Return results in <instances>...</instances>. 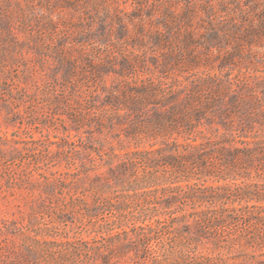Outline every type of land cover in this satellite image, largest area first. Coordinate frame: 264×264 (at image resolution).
Returning a JSON list of instances; mask_svg holds the SVG:
<instances>
[{
    "label": "trees",
    "instance_id": "trees-1",
    "mask_svg": "<svg viewBox=\"0 0 264 264\" xmlns=\"http://www.w3.org/2000/svg\"><path fill=\"white\" fill-rule=\"evenodd\" d=\"M64 1L72 20L78 13V25L64 18L57 26L48 13L46 26L36 30L23 21L20 39L10 18L2 28L23 75L41 74L51 114L65 116L78 136L65 135L59 144L69 158L61 195L70 193L61 198V215L83 211L92 218L103 210L100 201L71 193L70 185L139 204L102 223L94 244L66 228L59 232L39 217L59 180L45 174H53L51 167L28 161L32 170L19 179L38 193L20 218L0 217V264L61 263V257L68 264L75 258L81 264L221 260L219 253L198 251L202 239L215 248L224 244L231 257L234 244L249 246L239 264H264V0ZM14 84L21 100L10 89L8 100H0V109L15 117L10 122L24 118L14 108L30 106L27 88ZM80 131L111 135L116 145L83 142ZM12 142L7 159L0 149L4 162L43 153L29 147H40L38 141ZM33 171L42 179L33 180ZM106 202L125 210L119 201Z\"/></svg>",
    "mask_w": 264,
    "mask_h": 264
},
{
    "label": "rangeland",
    "instance_id": "rangeland-1",
    "mask_svg": "<svg viewBox=\"0 0 264 264\" xmlns=\"http://www.w3.org/2000/svg\"><path fill=\"white\" fill-rule=\"evenodd\" d=\"M9 11L12 12L11 15L8 14ZM48 13H51L55 20H59L57 26L61 25V22L65 20L64 18H66V21L69 22V24L78 25L79 23L77 20L78 13H76L72 20L71 9L66 6L64 0H0V100H8V89L12 90V95L16 100H21L23 92H17L15 90V82L20 83L21 86L27 88L26 100H29L28 105L30 104L29 107H25L26 105L21 104L13 109V111L19 110L21 112L24 116L23 121L22 118L18 116L15 121L10 122L11 119L15 118L12 113H9V110L6 108L0 109V149L5 152V158L7 159L9 157L7 152L15 145L12 142V139H18L21 137L32 141H38L40 147H36L37 145L35 144H32L29 147H35L36 149L43 151L42 154H34L21 161L16 159L13 162H4V158H0V217L10 218L11 216H16L17 218H20L22 216V211L27 208L30 200L34 199V196L37 195V186L34 189L29 190L27 189L29 185L22 183L19 178L25 171L32 170V165H27L28 161L38 160L40 166L44 170L51 167L53 174L50 175L48 172H45L46 175L50 176V178L59 180L58 182H55V185L52 188H49L48 192L50 193H48L47 198L46 196L44 198L45 209L48 208V211H45L43 207L42 210H44V213L40 214V221L46 224H53L59 232H61L63 228H66L70 236L76 235L79 239L91 240L92 244H94L95 239L92 238L98 230H101L102 223H107L109 225L114 217L123 212H129L136 209L139 202L133 200V198H127L120 194H111L107 190V192L101 196L93 194L92 190L83 193L82 186L76 187L75 185H70L67 189L70 190L71 193L76 190V194L83 196L87 202H95L96 200L100 201L103 210L101 214L92 218L87 216L83 211H76L70 215H61V198L65 201L68 200L70 193L61 195V171L66 170V163L69 158H64V156L61 155L63 149L59 148V144H63L66 141L63 139L65 135L70 136V141H73V139H76L78 136H75L76 131L69 126L67 120L63 119L65 116L61 118L59 115L51 114L52 109L49 106V94L51 92L49 91V87L43 86V82L40 80L41 74L39 73L34 75L36 76L34 79L26 77L25 73L23 75L22 69L24 66L21 64V61L18 60L19 53L16 50H13L12 42L9 38L4 37L2 32V28H4L3 26L6 24L7 19L10 18L9 21L13 35L16 36L17 39H20L23 37L20 27L23 21H27L28 24H30V27H28L29 29L36 30L37 25L40 27L46 26L45 21ZM59 14H61V19H58V17H60L58 16ZM44 28H47V31L50 29V27H43L41 31H43ZM34 64L37 72H39V63L32 61L31 65L34 66ZM3 92H5L6 98L3 97ZM64 127L67 129L66 131H64ZM78 135L82 138L83 142H88V139H99L112 141L113 144L116 145V139L112 138L111 135H105V133L94 134L92 136L91 134L80 131ZM78 143L79 141L77 144ZM46 152L49 153L48 156L52 162L51 164L47 163L48 157H45ZM54 152H57V155L52 154ZM51 155L54 158H51ZM46 166L48 167L46 168ZM31 173L33 174V180H36L37 178L42 179L37 171ZM35 184L37 185L36 182ZM108 198L110 199V202L119 201L120 203L118 206L125 210L116 211L114 208H110L106 202ZM182 234L186 235L185 233ZM177 239L183 240L182 238ZM194 245H196V243L192 242L191 247ZM196 246L198 251H201L202 253L213 251V254L215 255L217 253L221 254L219 257L221 260H211L209 264H239L248 255L247 252L252 250L251 247L247 246L245 247L246 251H244L242 246L234 244L236 252L234 256L231 257L232 253H229L230 251L227 250L224 244H220V246L215 248L212 242L202 239ZM86 255H89V253L86 252ZM259 259L264 260V256L259 257ZM50 264L68 263L61 257V263ZM71 264H81L80 258H75L74 262ZM84 264L97 263L93 259ZM125 264L137 263L129 260ZM157 264L170 263L159 261Z\"/></svg>",
    "mask_w": 264,
    "mask_h": 264
}]
</instances>
